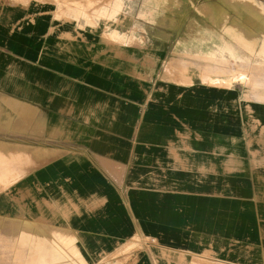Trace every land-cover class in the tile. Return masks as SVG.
Instances as JSON below:
<instances>
[{"label": "crops", "instance_id": "1", "mask_svg": "<svg viewBox=\"0 0 264 264\" xmlns=\"http://www.w3.org/2000/svg\"><path fill=\"white\" fill-rule=\"evenodd\" d=\"M62 1L0 0V264H264V100L209 83L264 0Z\"/></svg>", "mask_w": 264, "mask_h": 264}, {"label": "rangeland", "instance_id": "2", "mask_svg": "<svg viewBox=\"0 0 264 264\" xmlns=\"http://www.w3.org/2000/svg\"><path fill=\"white\" fill-rule=\"evenodd\" d=\"M111 1L112 0H63L62 6L64 9L68 10L69 16L74 18L83 16L85 22L91 23L93 18H110L114 15V11L109 14L107 8ZM113 39L119 42L125 41V37L119 34H114ZM239 73V82L236 80H227L209 83L225 86H232L239 83V87L248 95L264 100V65L243 66L239 68ZM131 247H134V244L125 246V248Z\"/></svg>", "mask_w": 264, "mask_h": 264}, {"label": "bare ground", "instance_id": "3", "mask_svg": "<svg viewBox=\"0 0 264 264\" xmlns=\"http://www.w3.org/2000/svg\"><path fill=\"white\" fill-rule=\"evenodd\" d=\"M219 1H220V0H219ZM235 1H236V0H235ZM251 1H252V0H251ZM206 2H207V1H206ZM206 2H205V3H206ZM210 2H211V1H210ZM232 2H234V1H232ZM211 3H212V2H211ZM217 3H218V2H217ZM238 3H239V2H238ZM251 4H253V3H250V5H251ZM222 5H225V4H222ZM256 5H257V4H256ZM241 7H242V6H241ZM163 8H164V7H163ZM209 8H210V7H209ZM234 8H235V7H234ZM237 8H238V6H237L235 9H237ZM244 8H246V7H244ZM259 8H260V7H259ZM205 9H206V8H205ZM212 9H213V8H212ZM241 9H242V8H241ZM255 9H256V8H255ZM213 10H214V9H213ZM248 10H250V8H249ZM209 11H210V10H209ZM228 11H229V9H228ZM255 11H257V10H255ZM207 12H208V11H207ZM207 12H206V13H207ZM223 12L226 13V11H223ZM212 13H213V11H212ZM216 13H217V12H216ZM236 13H237V12H236ZM258 13H259V12H258ZM258 13H257V14H258ZM227 14H228V13H227ZM237 14H238V13H237ZM254 14H255V13H254ZM260 14H261V13H260ZM222 15H223V14H222ZM223 16H224V15H223ZM245 16H248V15H245ZM262 16H263V15H262ZM212 17H213V16H212ZM216 17H217V16H216ZM221 17H222V16H221ZM221 17L219 16V18H221ZM234 17H236V16H234ZM219 18H218V19H219ZM227 18H228V17H227ZM227 18H226V19H227ZM263 19H264V18H263ZM220 20H221V19H220ZM255 20H256V19H255ZM218 21H219V20H218ZM256 21H257V20H256ZM210 22H211V21H210ZM220 23H222V22H220ZM223 27H225V26H223ZM242 29H243V28H242ZM222 30H223V29H222ZM245 30H246V29H245ZM230 33H231V32H230ZM261 34H262V33H261ZM260 36H262V35H260ZM232 37H233V36H232ZM251 37H252V36H251ZM260 38H261V37H260ZM262 39H263V38H261V40H262ZM244 40H245V39H244ZM247 41H248V40H246V42H247ZM259 41H260V40H259ZM259 41H258V42H259ZM237 43H238V42H237Z\"/></svg>", "mask_w": 264, "mask_h": 264}]
</instances>
